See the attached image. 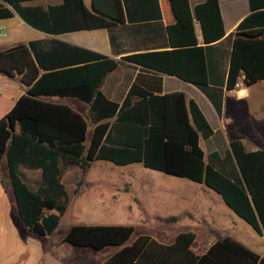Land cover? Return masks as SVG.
Returning <instances> with one entry per match:
<instances>
[{
    "label": "trees",
    "instance_id": "obj_1",
    "mask_svg": "<svg viewBox=\"0 0 264 264\" xmlns=\"http://www.w3.org/2000/svg\"><path fill=\"white\" fill-rule=\"evenodd\" d=\"M20 1L24 0H0V19L16 11L29 25L57 35L121 22L123 7L127 14L135 0H91V9L84 0H63L46 11L22 8ZM166 2L172 18L166 31L173 48L125 58L153 73L172 74L205 89V48L225 34L218 0H204L193 13L188 0ZM248 2L250 13L238 24L232 41L227 89H233L241 76L246 85L264 79V0ZM194 19L204 45H197ZM118 64L60 40L50 41L47 48L41 41H30L0 49V71L19 75L28 85L0 117V160L5 156L7 171L2 181L11 186L17 214L27 229L51 235L68 204L62 182L66 167L84 171L93 161L103 160L120 166L140 163L198 182L264 235V149L246 151L241 141L233 140L218 164L205 160L199 141L210 137L213 129L195 101L182 92L162 94L160 77L156 94L133 84L121 103L112 101L99 86ZM50 95L77 97L89 105L93 130L88 145L84 141L89 123L70 106L41 98ZM224 166H229L227 171ZM19 167L40 171L35 190L23 180ZM133 231L132 225L74 224L62 240L95 250L118 246L103 264H264V255L231 237L215 240L199 254L191 247L193 231L177 233L170 243L147 234L127 243Z\"/></svg>",
    "mask_w": 264,
    "mask_h": 264
},
{
    "label": "crops",
    "instance_id": "obj_2",
    "mask_svg": "<svg viewBox=\"0 0 264 264\" xmlns=\"http://www.w3.org/2000/svg\"><path fill=\"white\" fill-rule=\"evenodd\" d=\"M203 1L188 0L191 12L193 13L194 7ZM62 2L63 0H24L20 1L19 5L22 8L32 7L46 11L49 6L60 5ZM218 3L225 34L221 39L205 48L208 78L205 89L172 74L153 73L154 71L152 72V70L125 58L132 54L171 50L173 48L166 31V25L172 22L166 0H158V2L156 0H135L130 4L127 14L123 7L124 18L121 22H114L109 26L66 31L57 35L29 25L16 11H13L12 17L0 19L2 32L0 35L5 36L8 32H14L17 38L11 39L10 43L1 44L0 49L30 41H41L42 47L47 48L50 46V41L60 40L69 45L116 59L119 61L118 66L105 75L99 89L108 99L118 103L123 101L133 84H136L138 89L147 91V93L156 94L157 91L154 86L158 85V77H160L162 94L182 92L187 99L194 100L199 106L213 129L212 135L207 139H200L199 145L203 149L205 160L218 164V161L225 158L226 153L230 151V142L233 140L241 141L246 151L264 149V79L246 85L243 76H241L233 89L226 88L232 41L238 24L250 13L249 2L248 0H218ZM84 4L91 9V0H84ZM193 24L197 45H204L199 23L194 19ZM22 30L30 34L25 41L18 36ZM42 71L40 70V72ZM27 88L28 85L21 81L19 75L9 76L0 71V117L11 108L20 95L26 93ZM41 98L53 103L66 104L79 112L89 123L84 141V144L88 145L93 130V124L90 122L89 105L77 97L50 95ZM70 98L77 100L71 103L68 101ZM217 103L220 104L219 111L216 109ZM0 163H2L0 189L5 190L7 188L11 195L9 201H0V264H45L50 258L55 262L57 261V264H61L66 256L64 251L69 247L66 246L67 242L52 240V234L40 236L27 229L17 214L11 186L2 181V178L7 176L5 156L1 158ZM228 167L224 166L223 169L227 171ZM24 171H34L36 175H39L40 180L38 169L19 167V172L28 185V181L23 176ZM192 182L183 185L184 187L180 189L181 194L178 195L177 193L178 200L188 201L190 199V196L184 193L186 190H190L194 195L199 192L209 193L207 192L209 188H204L198 182ZM63 184L67 191L68 187L64 182ZM183 195L184 197H182ZM219 197L221 198L220 195ZM208 208V211L212 212L215 217L218 216L214 213L212 205ZM229 211L231 210H225L219 214L229 217L233 213ZM184 214L191 215L188 211ZM212 230L218 232L215 240L231 237L247 246L234 238L232 233L228 231L229 229L225 227L217 226ZM259 236L264 246V235ZM214 241L196 253L206 252ZM118 249L119 247L110 255ZM259 255H264V251Z\"/></svg>",
    "mask_w": 264,
    "mask_h": 264
},
{
    "label": "rangeland",
    "instance_id": "obj_3",
    "mask_svg": "<svg viewBox=\"0 0 264 264\" xmlns=\"http://www.w3.org/2000/svg\"><path fill=\"white\" fill-rule=\"evenodd\" d=\"M18 36L25 41L30 34L22 30ZM13 38H17L14 32L0 35V46L10 43ZM74 100L77 99H68L71 103ZM23 176L29 186L35 189L39 175L34 171H24ZM63 182L68 187L69 199L67 208L51 235L52 240H62L66 231L74 224L132 225L134 231L127 243L141 234L170 243L177 233L193 231L196 237L191 247L197 252L216 239L219 229H212L220 226L229 229L234 238L256 253L264 251L262 239L244 220L234 213L229 217L219 214L230 209H226L228 207L211 189L207 191L209 193L199 192L196 196L186 190L184 193L190 199L178 200L177 193L181 194L183 185L193 183L188 179L147 169L140 163L120 166L109 161L95 160L84 171L73 165L68 166L63 173ZM10 196L7 188L0 189V201H9ZM210 205L217 217L208 211ZM186 211L191 215H185ZM66 246L69 247L64 251L66 256L61 264H102L118 247L107 246L95 250L69 243ZM45 264H57V261L50 258Z\"/></svg>",
    "mask_w": 264,
    "mask_h": 264
},
{
    "label": "built area",
    "instance_id": "obj_4",
    "mask_svg": "<svg viewBox=\"0 0 264 264\" xmlns=\"http://www.w3.org/2000/svg\"><path fill=\"white\" fill-rule=\"evenodd\" d=\"M0 34H2V32H1V27H0Z\"/></svg>",
    "mask_w": 264,
    "mask_h": 264
}]
</instances>
